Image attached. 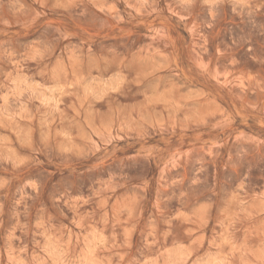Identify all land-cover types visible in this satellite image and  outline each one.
I'll return each mask as SVG.
<instances>
[{
	"label": "clouds",
	"instance_id": "9594fccd",
	"mask_svg": "<svg viewBox=\"0 0 264 264\" xmlns=\"http://www.w3.org/2000/svg\"><path fill=\"white\" fill-rule=\"evenodd\" d=\"M0 264H264V0H0Z\"/></svg>",
	"mask_w": 264,
	"mask_h": 264
}]
</instances>
